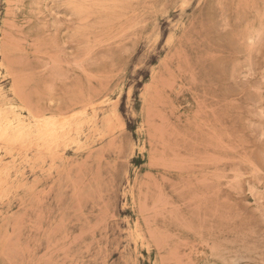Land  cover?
<instances>
[{"label":"rangeland","instance_id":"obj_1","mask_svg":"<svg viewBox=\"0 0 264 264\" xmlns=\"http://www.w3.org/2000/svg\"><path fill=\"white\" fill-rule=\"evenodd\" d=\"M0 114V264H264V0H0Z\"/></svg>","mask_w":264,"mask_h":264},{"label":"bare ground","instance_id":"obj_2","mask_svg":"<svg viewBox=\"0 0 264 264\" xmlns=\"http://www.w3.org/2000/svg\"><path fill=\"white\" fill-rule=\"evenodd\" d=\"M17 96V95H16ZM19 99V98H18ZM11 108V107H10ZM18 108V107H17ZM20 111V109H17ZM17 119V118H16ZM27 119V118H26ZM19 120V119H18ZM13 121V120H12ZM17 121V120H15ZM14 122V121H13ZM10 122L6 119V116H3L0 114V141L7 140L8 138L14 137L16 140L19 139L20 135L23 133L25 130V126L19 125V126H14L13 123ZM19 122V121H18ZM13 123V124H12ZM20 123V122H19ZM29 123V122H28ZM18 124V123H17ZM57 127L53 124L47 123L46 126L44 127V132L48 135L53 134L56 132ZM58 129H64V126L59 127Z\"/></svg>","mask_w":264,"mask_h":264}]
</instances>
